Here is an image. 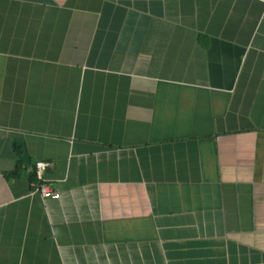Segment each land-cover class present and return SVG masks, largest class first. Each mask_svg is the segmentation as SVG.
I'll list each match as a JSON object with an SVG mask.
<instances>
[{
    "label": "crops",
    "instance_id": "1",
    "mask_svg": "<svg viewBox=\"0 0 264 264\" xmlns=\"http://www.w3.org/2000/svg\"><path fill=\"white\" fill-rule=\"evenodd\" d=\"M0 264H264V0H0Z\"/></svg>",
    "mask_w": 264,
    "mask_h": 264
},
{
    "label": "built area",
    "instance_id": "2",
    "mask_svg": "<svg viewBox=\"0 0 264 264\" xmlns=\"http://www.w3.org/2000/svg\"><path fill=\"white\" fill-rule=\"evenodd\" d=\"M46 162L44 161H35L33 164V172L36 176L37 180L41 179V173L43 172L44 168L46 167ZM41 192V196L43 197H48V196H52V197H56L57 193L52 192L49 188H47L46 186H44L43 184H41L40 182L37 183V185L34 187L33 191H39Z\"/></svg>",
    "mask_w": 264,
    "mask_h": 264
},
{
    "label": "water",
    "instance_id": "3",
    "mask_svg": "<svg viewBox=\"0 0 264 264\" xmlns=\"http://www.w3.org/2000/svg\"><path fill=\"white\" fill-rule=\"evenodd\" d=\"M22 153L19 155V159L22 160V161H26L27 160V157H26V153L24 151V148L21 149Z\"/></svg>",
    "mask_w": 264,
    "mask_h": 264
}]
</instances>
